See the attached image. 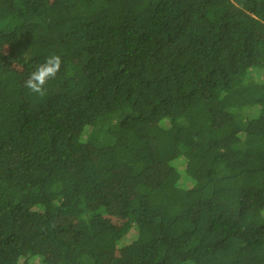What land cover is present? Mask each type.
I'll return each mask as SVG.
<instances>
[{
	"label": "trees",
	"instance_id": "trees-1",
	"mask_svg": "<svg viewBox=\"0 0 264 264\" xmlns=\"http://www.w3.org/2000/svg\"><path fill=\"white\" fill-rule=\"evenodd\" d=\"M0 264H264V0H0Z\"/></svg>",
	"mask_w": 264,
	"mask_h": 264
},
{
	"label": "clouds",
	"instance_id": "clouds-1",
	"mask_svg": "<svg viewBox=\"0 0 264 264\" xmlns=\"http://www.w3.org/2000/svg\"><path fill=\"white\" fill-rule=\"evenodd\" d=\"M62 57L59 54L52 53L45 58V61L31 71L27 79L23 82V87L31 94L39 98L47 95V85L50 81L56 79L61 71Z\"/></svg>",
	"mask_w": 264,
	"mask_h": 264
},
{
	"label": "rangeland",
	"instance_id": "rangeland-1",
	"mask_svg": "<svg viewBox=\"0 0 264 264\" xmlns=\"http://www.w3.org/2000/svg\"><path fill=\"white\" fill-rule=\"evenodd\" d=\"M4 51H5L6 53H8V54L18 55V54H16V53H13L14 50L10 47V45L5 46V47H4ZM18 52H21V49H19ZM19 66H20V65H19ZM24 230H25V231H30V232H32V229H30V228H25Z\"/></svg>",
	"mask_w": 264,
	"mask_h": 264
}]
</instances>
